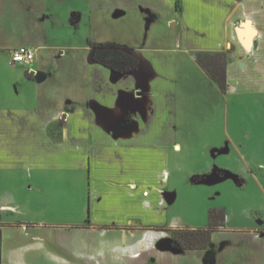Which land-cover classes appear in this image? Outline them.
<instances>
[{"label":"crops","instance_id":"obj_1","mask_svg":"<svg viewBox=\"0 0 264 264\" xmlns=\"http://www.w3.org/2000/svg\"><path fill=\"white\" fill-rule=\"evenodd\" d=\"M122 1L124 5L128 4L127 0ZM28 2L30 0H0V56L6 53L11 58L15 49L27 45L9 46L7 40L11 37L23 40L34 37L38 41L34 46L38 50V61L35 59L33 66L0 63V169L24 167L30 171H42L62 166L79 170L82 180L87 181L88 197L82 207L83 216L78 221L63 224L40 221L35 223V229L45 227L48 241L53 240L63 249L73 247L66 240H60L62 233L56 237L55 228L63 233L70 229L96 232L97 238L90 235L92 240L83 233L73 238L77 243L84 237L85 245L100 247L90 257L76 254L68 258L52 251L46 244V264H116V254L137 260L144 256L146 247L153 246L172 252L162 249L160 241L172 238L170 229L192 228L162 223L158 220L162 211H154L164 208L173 198L159 188L164 176L163 160L158 158V152L162 155L168 153V146L172 145L182 148V144L176 141L179 68L185 58L180 55L192 53L194 71L205 81L218 86L198 63L196 53L224 51L228 57L224 94H236L251 88L264 93V0H148L141 10L153 12L157 17L167 11L166 7L170 8V13L177 18L168 22L178 26V30H171L169 36H160L156 30L158 27L162 29L163 24L157 25L156 19L150 17L152 36L158 38V44L147 50L131 49L135 56L148 62V68L120 74L94 60L93 47L88 46L94 68L88 77L87 98L81 88L77 93L83 99H72L69 108L59 105L52 111L46 109L44 89L46 80L51 77L43 65L49 53H46V45L39 43L42 34L47 39L48 29L46 26L45 33L36 34L34 31L38 30L34 25L38 24L37 20L33 26L24 23L28 12L32 15L44 8L42 2L46 4V24L50 22L51 12L47 0H37L30 6ZM21 3L27 4L28 12L23 11ZM72 14L75 15L74 23L83 18L81 12ZM53 19L55 23L61 22L59 17ZM246 20L250 21L248 28L242 27ZM64 22L68 23V20ZM63 56L66 55L62 49L58 57ZM109 79L120 86H112ZM33 84H37L36 93H32ZM31 98L37 101L36 106H31ZM217 151L216 148L213 152ZM157 161H160L157 164L159 169L147 173V167H154ZM213 178H217L216 173ZM29 181V189H42L33 176ZM147 183L157 185L156 191L152 192ZM2 195L0 192V235L3 237L8 227L26 225L27 222L4 220V216L14 212L16 206L11 202L12 198ZM230 230L226 222L216 232L224 235ZM235 230L255 232L254 236L264 243V233L256 228ZM148 234H155V238ZM34 237H41V233ZM149 238L153 240L149 241ZM223 248L227 249L228 244ZM180 251L191 253L197 260L203 256L207 264L219 263L213 250ZM16 252L18 250L14 248L9 256L1 255L0 264H25L16 260ZM211 256L216 258L213 260ZM256 261L253 259L252 264H259Z\"/></svg>","mask_w":264,"mask_h":264},{"label":"rangeland","instance_id":"obj_2","mask_svg":"<svg viewBox=\"0 0 264 264\" xmlns=\"http://www.w3.org/2000/svg\"><path fill=\"white\" fill-rule=\"evenodd\" d=\"M36 1L30 0L28 6ZM127 1L128 4L124 5L122 0H47L51 12L49 24H46L44 2V8L33 11L32 15L26 11L27 4L21 3L23 11L28 12L24 23L33 26V22L38 21L34 25L38 31L34 33H45L46 26L48 29L47 39L42 34L39 41L46 45V53H49L45 56L46 62H43L51 74L44 84L46 109L52 111L63 105L69 108L70 100L83 99L77 93L81 92V88L85 90L86 96L88 77L94 68L90 63L88 46L118 44L129 46L130 49L135 47L138 51L141 48L147 50L158 44V38L152 36V16L157 25L163 24L162 29L157 28V35L169 36L171 30H178V26L168 22L170 19L176 21L177 18L170 13V8L166 7L167 11L155 17L153 12L141 10L148 0ZM76 11L81 12L83 18L74 23L72 19L75 15L72 12ZM120 11L123 13L120 14ZM54 17H59L61 22L55 23ZM66 19L68 23L64 22ZM37 42L34 37L24 40L11 37L7 40L9 46L24 43L33 49ZM62 49L66 56L58 57ZM180 57L185 58L179 68L176 141L182 144V148L177 149L172 145L168 146V153L162 155L158 152V158L163 160L160 159L164 176L159 188L173 198L164 208H156L154 212L162 211L158 215L162 223L205 228L210 224L211 210H223L227 227L231 230L224 235L217 232L213 235V247L216 246V249L213 248L212 252L218 256V264H242V261L252 264L253 259L261 264L264 243L254 236L255 232L236 231L235 228H256V231L264 233V93L251 88L236 94H224L217 85L213 86L194 71L192 53ZM11 58L3 53L0 63L13 65ZM110 83L120 86L117 82ZM36 87L37 84L32 85V93H36ZM36 104L37 101L31 98V106ZM216 148L218 153L213 152ZM160 161L154 167H147L146 172L159 169L157 164ZM215 173L217 178H213ZM81 175L79 170L62 166L44 168L42 171H30L24 167L0 169L2 197L12 198L11 202L16 206L14 212L4 216V220L27 222V226L8 227L5 235H0V257L3 254L9 256V252L17 248L16 260L25 264H46V244L52 251L68 258L76 254L90 257L96 253L99 246L85 245L84 237L80 238L79 246V241L75 243L73 238L83 233L92 240L90 235L97 238L96 232L70 229L63 233V230L55 228L56 237L62 233L60 240H66L73 247L63 249L53 240L48 241L45 227L42 230L35 229V223L40 221L44 224H63L78 221L83 216L82 207L88 196L87 181L82 180ZM30 176L40 182L42 189H29ZM146 186L152 192L157 189L153 183H147ZM216 223L220 224V219ZM36 233H41V237H34ZM152 238L148 240L152 241ZM262 238L263 241L264 236ZM114 239L119 240V237ZM225 244H228V248L223 250ZM145 251L144 256L137 260L116 254V264H207L205 257L197 260L189 252L177 251L176 255L173 250L164 252L155 246L146 247ZM216 256L211 257L214 260Z\"/></svg>","mask_w":264,"mask_h":264},{"label":"trees","instance_id":"obj_3","mask_svg":"<svg viewBox=\"0 0 264 264\" xmlns=\"http://www.w3.org/2000/svg\"><path fill=\"white\" fill-rule=\"evenodd\" d=\"M129 47L118 44H97L93 48V58L97 62L119 73H128L138 69L139 59L128 51ZM196 58L201 67L226 92L227 88V53L224 51H198ZM220 219V224L216 223ZM226 214L223 210L213 209L210 224L205 228L170 229L172 246L179 249H202L209 245L215 228L225 226ZM220 225V226H218Z\"/></svg>","mask_w":264,"mask_h":264},{"label":"built area","instance_id":"obj_4","mask_svg":"<svg viewBox=\"0 0 264 264\" xmlns=\"http://www.w3.org/2000/svg\"><path fill=\"white\" fill-rule=\"evenodd\" d=\"M36 59L35 49L28 46H20L12 52L11 61L13 64L23 63L27 65H32ZM146 195L149 194L148 191L145 192Z\"/></svg>","mask_w":264,"mask_h":264},{"label":"water","instance_id":"obj_5","mask_svg":"<svg viewBox=\"0 0 264 264\" xmlns=\"http://www.w3.org/2000/svg\"><path fill=\"white\" fill-rule=\"evenodd\" d=\"M248 26H250V21L249 20L244 21L243 24H242V27L248 28ZM127 50L132 53V50L130 48H128ZM139 61H140V63H139V67H138L137 71L140 70L142 67H147L148 68L149 65H148V62L146 60H144L142 58H139ZM159 246L162 249H170V250H173L175 252L181 250V249H179L177 247L172 246V238H170V239H167V238L166 239H162L160 241V243H159Z\"/></svg>","mask_w":264,"mask_h":264},{"label":"flooded vegetation","instance_id":"obj_6","mask_svg":"<svg viewBox=\"0 0 264 264\" xmlns=\"http://www.w3.org/2000/svg\"><path fill=\"white\" fill-rule=\"evenodd\" d=\"M94 48V47H93ZM138 58V57H137ZM139 59V58H138ZM139 63H140V61H139ZM135 71H137V70H135ZM116 72V71H115ZM133 72V71H132ZM119 73V72H118ZM129 73V72H128ZM120 74H122V73H120ZM124 74H126V73H124ZM221 227H224V226H221ZM216 231H218V230H216ZM215 230L213 231V233H212V238H211V241H210V243H209V245L207 246V247H205L206 249H208V250H212L211 248H212V246H213V234L216 232ZM202 249H204V248H202Z\"/></svg>","mask_w":264,"mask_h":264}]
</instances>
